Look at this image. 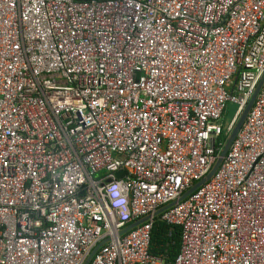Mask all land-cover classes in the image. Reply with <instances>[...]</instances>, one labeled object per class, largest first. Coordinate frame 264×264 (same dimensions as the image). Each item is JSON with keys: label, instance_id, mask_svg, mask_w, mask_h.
<instances>
[{"label": "built area", "instance_id": "built-area-1", "mask_svg": "<svg viewBox=\"0 0 264 264\" xmlns=\"http://www.w3.org/2000/svg\"><path fill=\"white\" fill-rule=\"evenodd\" d=\"M263 74L264 0H0V264H264V83L154 215Z\"/></svg>", "mask_w": 264, "mask_h": 264}, {"label": "water", "instance_id": "water-1", "mask_svg": "<svg viewBox=\"0 0 264 264\" xmlns=\"http://www.w3.org/2000/svg\"><path fill=\"white\" fill-rule=\"evenodd\" d=\"M264 83V74L263 76L261 77V79L259 80L251 98L249 99L245 109L243 110V112L241 113V115L239 116L238 120L235 122L230 134L227 136L225 142H224V145L213 165V167L211 168L210 172L204 177L202 178L201 180H199L198 182H196L195 184H193L188 190H186L180 197L177 201H173L171 202L170 204L160 208L158 211H156V213L154 215H158L159 213L163 212L164 210L172 207L174 204H176L177 202L183 200L184 198H186L187 196H189L191 193H193L195 190H197L201 185H203L205 182H207L212 176L213 174L216 172V170L218 169L219 165L221 164L222 162V159L225 157L232 141L234 140L237 132L239 131V129L241 128L246 116H247V113L248 111L250 110L253 102H254V99L257 95V93L259 92L262 84ZM121 173L120 172H117L116 173V176L117 177H120ZM147 218H143V219H140L132 224H130L129 226H127L126 228H124L120 233H125L127 232L128 230L134 228L135 226L141 224L142 222H144ZM98 248V247H97ZM95 248L90 256L87 258L85 264H87L89 262V260L91 259L93 253L95 252V250L97 249Z\"/></svg>", "mask_w": 264, "mask_h": 264}, {"label": "trees", "instance_id": "trees-1", "mask_svg": "<svg viewBox=\"0 0 264 264\" xmlns=\"http://www.w3.org/2000/svg\"><path fill=\"white\" fill-rule=\"evenodd\" d=\"M220 138L222 140L226 139L223 134ZM170 228L169 225L156 219L151 231L150 243V252L155 255L165 256L169 263L173 262L180 249L179 228L175 227L172 235L169 237L168 232Z\"/></svg>", "mask_w": 264, "mask_h": 264}, {"label": "rangeland", "instance_id": "rangeland-1", "mask_svg": "<svg viewBox=\"0 0 264 264\" xmlns=\"http://www.w3.org/2000/svg\"><path fill=\"white\" fill-rule=\"evenodd\" d=\"M234 110H235L234 106L228 102L226 104V110H225L223 120H222V123L224 125H227L229 123L231 117L233 116Z\"/></svg>", "mask_w": 264, "mask_h": 264}]
</instances>
